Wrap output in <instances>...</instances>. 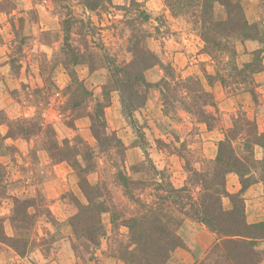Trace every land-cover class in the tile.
<instances>
[{"label":"rangeland","instance_id":"1","mask_svg":"<svg viewBox=\"0 0 264 264\" xmlns=\"http://www.w3.org/2000/svg\"><path fill=\"white\" fill-rule=\"evenodd\" d=\"M85 1L87 0H0V10H5L2 7H6L7 3L11 6L7 9L9 11H0V56L7 51V43L15 40L16 36L25 56L21 61L24 73L21 71L20 75L15 76L10 69L7 73L0 71V110H5L11 119H31L38 116L51 131L48 138L42 134L33 137L30 142L12 139L7 142L2 136L3 129L0 128V163L6 167L9 177L6 183H2L0 218L6 219L7 235L14 236L8 220L13 210V196L31 198L39 192L45 198V210L51 213L50 216L47 212L39 214L32 237V249L26 256L21 257L9 246L0 244V264H129L113 256V248L120 241L127 242L122 237L127 231H113L109 214L102 216L106 235L101 239L100 246L93 250L90 247L89 252L79 246V243H83L77 242L71 226L79 205L86 203L79 187V171L71 164L77 162L78 166L86 169L83 175L92 185L100 182L103 174L107 178V172L103 173L105 167L110 169L106 157L99 154L94 137L92 140L85 137L83 123L76 127L79 120L85 119L86 122L89 121L91 129V122L85 115L93 110L96 97L103 99V88L112 85L108 60L119 64L129 62L132 60L129 52L132 48L138 46L150 49L159 58L161 65H156L152 71L150 69L145 73L148 82L158 83L165 75L162 66H169L174 71L171 76L179 80L199 79L201 87L212 93L216 105H220L216 111L221 113L216 117L217 122L210 121L208 127L183 109L179 102L182 101L186 108L190 99L181 88L173 90L174 97L168 109H164L163 96L157 88L150 91L151 100L148 105L135 114L140 129L150 127L153 143L160 140V143H154L157 148L154 158L158 166L165 167L160 170L167 171L176 187L183 186L189 178L187 166L201 169L209 160L216 159L220 138L224 140L228 130L232 128L233 118H241V107L246 106L251 96L248 92H234L231 87L224 86L214 78L221 66H216L205 53L204 42L194 24L185 16L175 15L165 4V0H112L111 4L101 3V7L93 9L88 8ZM242 5L250 23L264 20V1L242 0ZM220 8L218 7V13L222 11ZM259 49H262V45L258 41L238 44L237 62L243 64L251 61L252 52ZM79 55L83 64L72 65L73 58L79 57L81 60ZM65 63L69 66H65ZM41 70L44 72L42 75ZM74 72L75 80L72 76ZM166 78L173 87L172 78L169 75ZM255 79L256 83H261L262 97L264 71L257 74ZM81 82L94 95V98L88 97L90 104L87 107L86 104H79V97L76 102L73 101L75 89ZM21 84L28 85L29 90H26L27 96L22 93L16 99L11 92L21 90ZM199 87L198 85L196 88ZM38 89L40 93L34 92ZM111 96V105L116 103L119 116H123L119 94L113 91ZM207 110L215 112L211 107ZM129 127L132 129L130 125ZM109 130L114 132L110 127ZM115 134L117 135L116 132ZM59 137L65 139L59 141ZM244 138L239 136L234 143L240 153ZM51 139L59 145L52 149L54 159L50 157L49 151L42 148L44 142H51ZM208 141L212 142L210 146H206ZM143 145L137 148L138 153L134 151V155L130 154L129 158L126 155L129 166L143 163L145 156L142 148L147 152L154 149L147 148L146 139ZM87 149L93 155L94 171L86 168L88 163L82 158ZM213 152L216 157L209 158ZM255 154L264 157V149L256 148ZM67 155L71 156L72 162L69 159L59 161ZM59 165L62 167L58 169ZM254 177L258 178V174ZM57 178L63 180L62 186L56 183ZM111 182L112 180L109 187L113 196L121 204L125 201L124 197L119 187ZM224 203L227 209L232 207L229 200L226 199ZM30 211L35 212L33 209ZM262 242L260 247L263 249L258 248L264 252ZM73 244L78 245L76 252ZM215 244L201 257L193 258L185 245L173 253L167 264H185V256L192 261L191 264H230L231 261L224 260L222 256L228 253L226 249H220L207 258ZM255 252L261 256L259 251Z\"/></svg>","mask_w":264,"mask_h":264},{"label":"trees","instance_id":"2","mask_svg":"<svg viewBox=\"0 0 264 264\" xmlns=\"http://www.w3.org/2000/svg\"><path fill=\"white\" fill-rule=\"evenodd\" d=\"M111 2L112 0H87L84 3L93 9L101 7V3ZM165 4L175 15L185 16L194 24L204 42L205 53L216 66H221L215 72L214 78L224 86L231 87L234 92H248L258 104V83L255 76L264 71V20L250 23L242 0H165ZM8 5L9 3L2 7L5 10L0 11H9L7 9L11 6ZM218 7L222 8L220 13L217 12ZM12 28L16 32L14 25ZM17 38L16 36L15 40L7 43L9 51L6 54V64L15 76L20 75L23 67L21 61L25 57L21 42ZM246 41H258L262 49L252 52L251 61L240 64L237 62V46ZM129 52L132 55L129 62L119 64L108 60L112 85L103 88V99L96 97L93 110L85 115L91 122V133L98 145L99 154L104 155L109 163L110 169L105 164L103 170V173L107 172V178L103 174L100 182L92 185L83 175L86 169L78 166L77 162L71 164L79 171V187L86 199V203L79 205L78 213L71 220L77 242L83 243H79V246L88 252L90 247L93 250L100 246L101 239L106 235L102 216L109 214L113 231H127L122 236L127 242L120 241L113 248L114 257L129 264H167L177 249L185 247L178 234L179 229L185 221H192L205 226L217 236V242L207 258L220 249H226L228 253L222 256L224 260L231 261L230 264L264 262V256H259L254 248L257 243L264 241V221L256 224L247 222L243 198L244 192L252 184L261 182L264 185V157L258 160L255 154L257 147L264 149V132L260 131L257 121L241 110V118H233V126L227 132L229 135L226 134L224 140L219 142L216 159L209 160L201 169L187 166L190 176L181 187L172 183L167 171L157 168L145 148L141 149L145 156L143 163L129 166L126 162L127 148L115 132L109 130L107 123L106 113L112 103L113 91L119 94L123 118L131 126L138 140L134 144L138 147L143 145L145 136L136 122L135 114L146 106L152 89H160L164 109H168L174 97L173 90L181 88L190 99L186 108L182 101L179 102L183 109L208 127L210 121L217 122L218 115L207 110L210 107L217 110V105L212 93L201 87L199 79L179 80L171 76V72H174L172 67L162 66L164 77L158 83L151 84L146 80L145 73L156 65H161L159 58L144 47L137 46ZM71 64H83L82 58H73ZM64 65L69 66L67 63ZM43 73L41 70L40 75ZM166 75L172 78L173 87ZM72 76L76 77L75 72ZM198 85L200 87L197 89ZM242 85L245 87L242 88ZM26 90H29V86L21 84V90H14L11 95L18 99L19 94L24 93L27 96ZM34 92L40 93V90ZM196 93H199L198 96ZM77 97L80 99L79 104H86L87 107L90 104L89 98H94V95L81 82L75 89L73 101L76 102ZM2 125L8 127L4 139L30 142L33 137L42 134L47 138L49 134L51 136L48 125L38 116L31 119H10L0 110V126ZM239 136L245 137L241 143V153L234 144ZM49 141L51 142H44L42 148L49 151L50 157L54 159L52 149L59 145L52 139ZM70 157H61L59 161H71ZM82 158L88 163L86 168L94 171L91 150L87 149ZM231 173L239 177L242 186L241 191L234 194L227 190L226 179ZM256 174L258 178L254 177ZM8 179L6 167L0 163V194L2 183H6ZM110 180L119 187L124 197L125 201L121 204L113 196L109 187ZM226 199L232 204L230 209L225 207ZM12 201L13 210L8 220L14 236L7 235L6 219L0 218V244L9 246L19 256L24 257L32 249V237L39 214L47 212L50 216L51 213L45 210V198L39 192L31 198L13 196ZM32 209L34 213L30 211ZM73 249L76 252L78 245L73 244Z\"/></svg>","mask_w":264,"mask_h":264},{"label":"crops","instance_id":"3","mask_svg":"<svg viewBox=\"0 0 264 264\" xmlns=\"http://www.w3.org/2000/svg\"><path fill=\"white\" fill-rule=\"evenodd\" d=\"M8 51L9 50L7 48V51L0 56V65H1L0 71H1V73H2V71L7 73L9 71L8 69L11 70L10 66L6 64V61H7L6 54L8 53ZM153 69H151L150 71H152ZM21 71H22V73L25 72L23 67H22ZM258 85L259 86L257 88V91L260 94V96L258 98L259 103L256 104L254 102L253 98L250 96L248 98L249 101L246 103V106L244 105L241 108L243 111H245L247 113L249 118L255 119L257 121L260 131L264 132V101H263L264 96L261 97V93L263 91V90L261 91V88H262V86H260L261 83H259ZM150 100L151 99L149 98L146 105H148ZM219 107H220V105H218V103H217V109ZM212 109H214V108H212ZM1 111L5 112V110H1ZM216 111L217 110H215L214 114H216ZM119 112L120 111H119V108L116 105V103L111 105V107L108 109V111L106 113L107 114V123H108V126L111 128V130H113L114 132L117 133L118 138L122 141V143L127 148L126 155L129 158L130 154L134 155V151H136V153H138L137 148H139V147L134 144L136 137H135L132 129H130L127 121L123 118V116H119V114H120ZM217 113L221 114L220 112H217ZM9 118L11 119V117H9ZM81 123H83V126H85V128L83 129V131L85 132V137L89 140H92L93 136L91 133L90 126L88 124L89 121L86 122L85 119H83V120L81 119L77 122L76 127L78 128L80 126L79 124H81ZM57 125L59 127H62L61 123H58ZM0 128L3 129L2 136L5 137L6 134L8 133V130H7L8 127L6 125H2V126H0ZM149 128H150L149 126L146 127L143 130V132L145 134V139H146V142L148 144L147 148H154V149H149L150 158L152 160L154 159L153 162L157 166L158 169H164L165 168L164 166H158V164L156 163V160L154 158V154H155L154 152H157V151H155V150H157V148H156V146H154V143H156V142L159 143L160 140L154 141V143H153V139L151 138L153 135L151 134V131ZM173 128L177 129L174 126H173ZM55 131L58 132L56 128H55ZM65 132L67 133V135H70V132L68 130H65ZM58 139H59V141H61V140L65 139V137H62V138L59 137ZM10 140L11 139H6L7 142ZM221 140H222V137L220 138V141ZM211 144H212V142L208 141L206 143V146H210ZM257 148H259V147H257ZM159 151H161V150L159 149ZM257 151L259 152L260 150L257 149ZM136 153H135V155H136ZM142 156H143V154H142ZM214 157H216L215 152H213V154L209 155V158H214ZM262 157L263 156H258V155L256 156L257 159H262ZM61 167L62 166L59 165L58 169ZM53 183L55 184V182H53ZM56 183L59 186H62L63 180L61 181L60 178H57ZM226 183H227V190L230 193H233V194L238 193L242 189L240 179L234 173H231L227 176ZM243 198L245 200L247 222L249 224H256V223L264 221V185H263V183L257 182V183L252 184L244 192ZM178 234L181 237V239L185 242L186 247L188 249H190L191 252L189 254L192 255V258L193 257H201L209 249H211V247L217 242L216 234H214L213 232L208 230L205 226L200 225V224L195 223V222H192V221H186L181 226V228L179 229ZM260 244H261V242L255 245V250L259 251L261 256H264L263 250H259V248L263 249L262 247H260L261 246ZM183 261L185 264H191V262H192L191 260H189V258L187 256H185ZM258 264H264V262H260Z\"/></svg>","mask_w":264,"mask_h":264}]
</instances>
